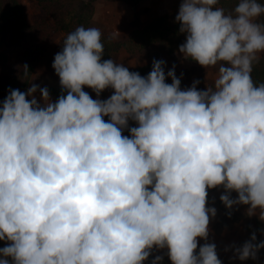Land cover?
<instances>
[{
	"label": "clouds",
	"instance_id": "clouds-1",
	"mask_svg": "<svg viewBox=\"0 0 264 264\" xmlns=\"http://www.w3.org/2000/svg\"><path fill=\"white\" fill-rule=\"evenodd\" d=\"M220 2L182 0L175 17L179 52L215 69L214 87L181 90L164 61L147 77L130 72L103 59L98 28L79 26L52 65L66 94L53 103L39 89L40 103L35 84L10 90L0 104V264H144L165 249L171 264H221L214 243L197 253L218 187L227 209L245 205L264 221V83L252 79L264 4L236 0L226 12ZM85 87L113 94L94 100ZM261 249L253 233L235 254Z\"/></svg>",
	"mask_w": 264,
	"mask_h": 264
},
{
	"label": "trees",
	"instance_id": "trees-1",
	"mask_svg": "<svg viewBox=\"0 0 264 264\" xmlns=\"http://www.w3.org/2000/svg\"><path fill=\"white\" fill-rule=\"evenodd\" d=\"M42 17H35L28 23L20 0H0V36H8V44L11 47L21 49L22 55L14 66H10L6 57L0 56V104L9 95L10 90L18 89L27 92L31 77L45 57V43L56 35H60L58 45L59 52L62 50L63 41L67 34L73 32L77 27L88 28L89 20L94 12L91 1L83 0H35ZM131 8H134L140 0H122ZM264 4V0H259ZM220 7L226 12L232 11L236 6V0L226 2L221 0ZM176 11L168 12L151 19L140 29H134L123 40H115L108 35L102 34L104 43L103 59H114L121 50L130 56L137 57L149 52L153 46H157L156 56L180 58L182 54L179 47L185 42V36L179 32V24L175 17ZM264 22V17L260 18ZM163 61V60H155ZM27 65L28 74H24L23 66ZM153 62L143 64L131 72H138L142 77L152 70ZM165 74L167 71L165 67ZM253 81L259 85L264 83V54L258 63L253 67ZM169 78L166 79V83ZM107 122L108 118L104 117ZM133 122V121H129ZM223 189L218 187L208 190L207 203L220 208L224 207L221 200H217L212 193ZM234 193V192H233ZM236 194V193H235ZM246 215H242L238 210H226L223 217L215 225L216 232H221L228 227L231 222L245 220ZM264 242L262 238H256V243ZM6 246V242L0 241V248ZM163 257L161 264H171L168 255L161 251H153L152 255L144 264H152L155 257ZM260 264H264V249L258 252Z\"/></svg>",
	"mask_w": 264,
	"mask_h": 264
},
{
	"label": "rangeland",
	"instance_id": "rangeland-1",
	"mask_svg": "<svg viewBox=\"0 0 264 264\" xmlns=\"http://www.w3.org/2000/svg\"><path fill=\"white\" fill-rule=\"evenodd\" d=\"M91 1L94 7V12L88 23L89 27L98 28L102 34L108 35L115 40L125 39L134 29H140L146 25L151 19L166 14L168 12H178L182 0H140L139 3L131 8L122 0H83ZM22 8L25 12L28 23H31L35 17H42V13L35 0H20ZM218 7L219 4H218ZM230 12V11H229ZM118 31V32H116ZM60 35H56L45 43V57L41 64L36 69L31 77L29 87L33 84L38 86L35 97L38 102L42 103L39 89L47 88L50 93V99L53 103L64 93L60 86L59 77L56 75L52 65L54 57L59 53L58 45ZM157 46L149 49V52L137 57L130 56L124 50H121L115 55L114 61L123 64L131 72L137 67L153 62L155 60H163L165 62L166 71L175 69V75L181 80V90H186L192 87L195 81H199L197 85L198 90H205L207 87H214V80L216 78V70L201 67L198 63L184 59L183 54L180 58H169L165 56H156ZM22 55V50L11 47L8 44V36H0V56L6 57L10 66H14ZM262 56V54H261ZM167 83H171L169 78ZM94 100H107L112 94V89H106L97 97L95 92L85 87L83 89ZM135 122H130L129 127H135ZM123 135L129 136L130 133L125 130ZM224 189H219L212 193V196L220 200L221 195H224ZM235 193H231V198H236ZM208 208H215V217L210 216L209 237L207 241L198 240L197 253L199 246L204 243H214L216 245V252L221 264H260V257L257 253L256 259H248L245 261L239 260L235 254L236 248L241 247L245 242L250 241L251 236L255 233L256 238L264 239V221L255 216L247 215L248 206L236 205L232 209L206 204ZM226 210H238L242 215H246L245 220L240 222H231L228 227L221 232H216L215 225L223 217ZM167 254V250H162Z\"/></svg>",
	"mask_w": 264,
	"mask_h": 264
},
{
	"label": "built area",
	"instance_id": "built-area-1",
	"mask_svg": "<svg viewBox=\"0 0 264 264\" xmlns=\"http://www.w3.org/2000/svg\"><path fill=\"white\" fill-rule=\"evenodd\" d=\"M116 32H118V31H116Z\"/></svg>",
	"mask_w": 264,
	"mask_h": 264
}]
</instances>
